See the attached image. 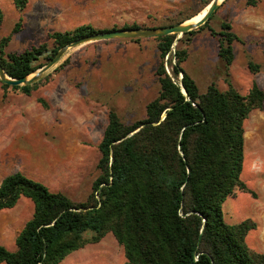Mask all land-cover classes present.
Returning <instances> with one entry per match:
<instances>
[{"label":"rangeland","instance_id":"obj_1","mask_svg":"<svg viewBox=\"0 0 264 264\" xmlns=\"http://www.w3.org/2000/svg\"><path fill=\"white\" fill-rule=\"evenodd\" d=\"M210 1L27 0L24 9L18 10L13 0H0V43L9 37L3 53H21L41 45L50 50V33L72 31L81 25L107 31L132 25H178L199 16ZM224 21L230 22L242 41L232 45L234 57L228 76L217 56V36L210 33H217ZM203 25L193 29L192 34L174 35L171 64L176 62L174 52L184 53L180 68L195 81L200 93L210 84L225 90V79L242 96L253 83L264 92V0H258L254 7L246 6L245 0H224ZM137 39L69 48L29 95L3 89L0 82V181L19 172L73 202L87 200L99 174L98 144L109 111L125 124L142 120L146 105L159 93L155 75L160 64L158 41ZM248 62L257 65L256 72H250ZM38 63L47 62L40 59ZM164 67L172 76L167 57ZM240 179L246 190H236L226 199L222 205L224 221H252L255 229L247 234L245 243L250 250L264 255V104L244 122ZM32 213L33 205L26 198L0 212L1 246L15 250V238ZM59 264H126V260L122 247L107 233Z\"/></svg>","mask_w":264,"mask_h":264},{"label":"trees","instance_id":"obj_2","mask_svg":"<svg viewBox=\"0 0 264 264\" xmlns=\"http://www.w3.org/2000/svg\"><path fill=\"white\" fill-rule=\"evenodd\" d=\"M26 2L13 0L18 10ZM257 2L245 0L249 7ZM219 27L217 33H210L217 36V56L228 76L232 45L242 41L230 22ZM16 30L17 26L13 32ZM105 31L81 25L72 31L50 33V50L41 45L4 54L7 37L0 43V66L9 77L18 79L42 67L39 60L48 62L62 46ZM156 40L159 93L146 105L142 120L125 124L109 111L98 144L99 174L85 202L50 192L19 172L0 181V212L13 208L21 198L33 205L31 218L15 238V250L0 245V264H59L107 233L122 247L126 264H264V255L245 243L255 224L250 220L228 224L222 212L227 198L236 190H246L240 179L244 122L253 110H261L264 92L253 83L242 96L225 79V90L210 84L200 93L195 81L180 68L184 53L174 52L176 62L171 64L174 35ZM165 57L172 76L165 71ZM247 68L253 73L258 67L248 62ZM37 83L2 84V88L29 95Z\"/></svg>","mask_w":264,"mask_h":264},{"label":"water","instance_id":"obj_3","mask_svg":"<svg viewBox=\"0 0 264 264\" xmlns=\"http://www.w3.org/2000/svg\"><path fill=\"white\" fill-rule=\"evenodd\" d=\"M221 3H217V0H211L207 6V10L205 11V13L195 23L186 24V22H183L178 25L160 28H129L105 31L101 33H94L79 37L73 40L71 43L62 46L60 49L57 50V52L50 58V60L45 65L33 71L27 76H23L18 79H13L9 77L0 66V82L9 86H30L39 81L48 70L55 67L60 62V60L69 48H75L89 43L114 39L157 38L167 35H183L205 24L209 20V18L214 14V12ZM180 79L181 75L179 77V80ZM181 92L183 95L186 96V93L183 88H181ZM164 116L165 114L162 115V118Z\"/></svg>","mask_w":264,"mask_h":264},{"label":"bare ground","instance_id":"obj_4","mask_svg":"<svg viewBox=\"0 0 264 264\" xmlns=\"http://www.w3.org/2000/svg\"><path fill=\"white\" fill-rule=\"evenodd\" d=\"M224 1V0H223ZM222 1V2H223ZM221 2V0H217V3H220ZM207 10V9H206ZM205 10V11H206ZM205 11H203L199 16H197L196 18H193L192 20H190L188 23H186V24H190V23H195L196 21H198L201 17H202V15L205 13ZM187 22V21H186Z\"/></svg>","mask_w":264,"mask_h":264}]
</instances>
